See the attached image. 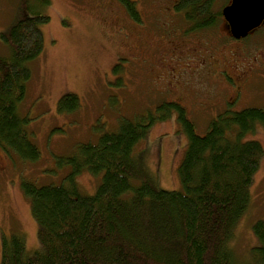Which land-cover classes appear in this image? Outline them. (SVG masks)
<instances>
[{
    "label": "rangeland",
    "instance_id": "374dc122",
    "mask_svg": "<svg viewBox=\"0 0 264 264\" xmlns=\"http://www.w3.org/2000/svg\"><path fill=\"white\" fill-rule=\"evenodd\" d=\"M129 1L131 9L123 0H0V31L20 11H39L49 17L40 25L42 50L27 61L30 77L19 103L39 157L22 162L0 148V260L3 233L7 237L22 234L28 253L38 249L37 224L22 181L60 184L71 166L60 164L58 157L73 153L77 143H96L103 133L116 130L123 117H157L135 146L133 157L158 188L180 190L178 167L187 136L175 110L158 119L164 112L160 105L175 102L183 107L198 134L225 110L264 106V23L248 37L234 40L221 17L215 27L181 38L165 34L172 23L173 31L186 29L181 15L171 6L176 0ZM228 2L215 0L213 11ZM189 39L198 52V59L190 64L216 63V68L222 69L214 71L209 65L198 69L197 83L203 87L194 84L198 78L188 79L191 89L198 92L193 98L180 71L176 74L162 68L154 81L152 75L159 66L141 61L142 56L156 61L160 52L175 56L178 53L173 49ZM155 48L160 52L154 53ZM8 53L9 48L0 41V55ZM179 64L177 70L185 65ZM187 72L191 74V70ZM66 93L77 96L78 107L72 112H58V99ZM248 138L257 140L264 150V128L257 125ZM102 175L103 171L92 173L83 168L75 175L78 190L84 195L94 194ZM248 191V205L229 243L237 264H250V250L259 244L252 226L264 217V154Z\"/></svg>",
    "mask_w": 264,
    "mask_h": 264
},
{
    "label": "trees",
    "instance_id": "16d2710c",
    "mask_svg": "<svg viewBox=\"0 0 264 264\" xmlns=\"http://www.w3.org/2000/svg\"><path fill=\"white\" fill-rule=\"evenodd\" d=\"M123 1L131 9L130 1ZM214 1L179 0L176 10L192 29L214 27L221 17V9H212ZM48 19L39 11H20L0 31V41L9 48L0 55V148L22 162L39 157L19 103L30 77L27 61L41 52L40 25ZM77 107L74 94L58 99V112ZM160 107L164 112L158 119L175 110L187 136L178 167L182 189L158 188L133 157L157 117L120 118L117 129L96 143H77L73 153L58 157L60 164L71 166L60 184L23 179L39 247L28 253L22 234L3 233L0 264H237L229 243L264 154L261 144L248 138L257 125L264 128V106L225 110L203 134L195 132L179 104ZM83 168L103 171L92 195L82 194L75 183ZM252 229L259 244L250 250V264H264V217Z\"/></svg>",
    "mask_w": 264,
    "mask_h": 264
},
{
    "label": "flooded vegetation",
    "instance_id": "af4514ba",
    "mask_svg": "<svg viewBox=\"0 0 264 264\" xmlns=\"http://www.w3.org/2000/svg\"><path fill=\"white\" fill-rule=\"evenodd\" d=\"M178 1L179 0H176L174 2H171L172 5L171 4L170 5L172 6L173 10L176 13H179L181 15V20H182L183 23H185V26L184 27L186 29H184L185 31H183V29L182 30H176L175 29L173 31L172 28L174 27V25H173V23L171 24V22H170L171 25L169 27L171 29L169 31H167L165 34H169V36L175 34L176 36H179V37L182 38L184 36H188L187 34H190V32H196V31H200V30H203V29H207V28L192 29L191 28V25L187 22L184 14H183V12L176 10V5L178 4ZM221 17L219 18V20L221 19ZM225 25H226V23H225ZM226 27H227V25H226ZM208 28H210V27H208ZM175 32H177V33H175ZM173 50L176 53H178V54L175 55V56H173L170 53H168V54L166 52L161 53L160 52V49L155 48V52L154 53H159L160 52L159 56H156V58H157L156 61L151 60V59L146 58V57H143V56L141 57V61H142L143 64H145L146 62H148V64H151L152 66L153 65L159 66V70L152 75L154 81L156 80V77H159L160 76L161 69L162 68H164L166 70V72H169V70H172L176 74H178V72L180 71V78L182 79L183 84H185L186 85V88L188 90H190L192 88V86L189 85L190 84V80H188V79H191L192 77H194L195 79L198 78V80L194 83L195 85H198L199 83H197V82H199V73H197L196 71L198 69L203 68V66H208L209 65V66H211V68L214 71L215 70L222 71L221 68L220 69H217L216 68V66H217L216 63H213V64L207 63V64H203V65H201V64L197 65L196 63L195 64H190V62H194V59L195 58L198 59L197 48L192 44V41L191 40L190 41L187 40L186 42L183 41L180 44L178 43L177 47H175ZM169 51H171V50H169ZM179 62H184L185 63V65L183 67H181V70H177L178 69L177 66H180ZM195 65H197V67ZM191 66L192 67H195V68H191ZM188 70H191V74H189V72H187ZM192 70H195V72H192ZM151 73H153V72H150L149 74H151ZM187 75H189V76H187ZM186 78H187V80H186ZM199 86L203 87L201 84H199ZM171 87H176V86H175V84L171 83ZM199 91H201V89ZM190 93H191V95H189V97L193 98L195 96V94H197L198 92L196 93L194 91V89H191V92Z\"/></svg>",
    "mask_w": 264,
    "mask_h": 264
},
{
    "label": "water",
    "instance_id": "95a60500",
    "mask_svg": "<svg viewBox=\"0 0 264 264\" xmlns=\"http://www.w3.org/2000/svg\"><path fill=\"white\" fill-rule=\"evenodd\" d=\"M221 14L231 36L244 38L264 22V0H230Z\"/></svg>",
    "mask_w": 264,
    "mask_h": 264
}]
</instances>
